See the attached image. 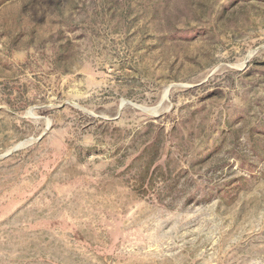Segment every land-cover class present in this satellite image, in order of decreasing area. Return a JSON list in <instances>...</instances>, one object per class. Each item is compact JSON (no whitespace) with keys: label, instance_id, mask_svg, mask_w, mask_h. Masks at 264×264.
<instances>
[{"label":"rangeland","instance_id":"374dc122","mask_svg":"<svg viewBox=\"0 0 264 264\" xmlns=\"http://www.w3.org/2000/svg\"><path fill=\"white\" fill-rule=\"evenodd\" d=\"M0 264H264V0H0Z\"/></svg>","mask_w":264,"mask_h":264},{"label":"water","instance_id":"95a60500","mask_svg":"<svg viewBox=\"0 0 264 264\" xmlns=\"http://www.w3.org/2000/svg\"><path fill=\"white\" fill-rule=\"evenodd\" d=\"M249 57L250 56H248L247 58H246V60H245V62H247L248 61V59H249ZM122 106H123V104H121L120 105V109L122 108ZM135 106V105H134ZM136 108H138V109H140V110H142V111H144V109L143 108H140V107H138V106H135ZM22 146V144L21 145H18V146H16L15 148H13V149H11L8 153H6V154H4V155H2L1 156V158H3V157H6V156H8V155H10L11 153H13L17 148H19V147H21Z\"/></svg>","mask_w":264,"mask_h":264}]
</instances>
